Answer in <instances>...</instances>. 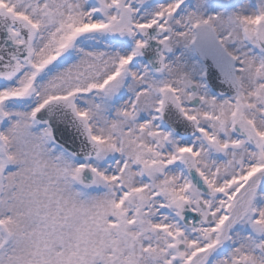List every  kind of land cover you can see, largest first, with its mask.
I'll list each match as a JSON object with an SVG mask.
<instances>
[{
	"label": "snow or ice",
	"instance_id": "snow-or-ice-1",
	"mask_svg": "<svg viewBox=\"0 0 264 264\" xmlns=\"http://www.w3.org/2000/svg\"><path fill=\"white\" fill-rule=\"evenodd\" d=\"M0 264H264V0H0Z\"/></svg>",
	"mask_w": 264,
	"mask_h": 264
}]
</instances>
